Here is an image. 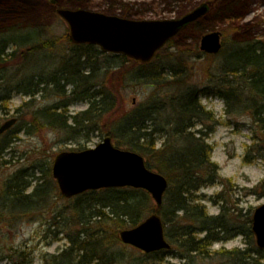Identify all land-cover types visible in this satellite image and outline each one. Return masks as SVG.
<instances>
[{
    "label": "rangeland",
    "instance_id": "374dc122",
    "mask_svg": "<svg viewBox=\"0 0 264 264\" xmlns=\"http://www.w3.org/2000/svg\"><path fill=\"white\" fill-rule=\"evenodd\" d=\"M203 5L208 6V12L174 38L173 45L160 52L156 64L146 67L147 71L162 73L160 90L154 92L150 84L135 80L133 73L138 64L125 63V70L130 71L133 78L124 79L123 72L116 69L106 73V89L114 97L117 107L98 124L99 130L89 136L71 137L59 130L33 127V113L60 102L61 96L51 92V87L33 100L14 92L10 100L0 104V126L17 117V125L22 128L0 158V186L19 169H31L36 163L44 162L51 168L59 153L95 149L108 130L117 127L124 116L152 99L156 92L162 94V103H166L176 93L193 88L194 91H205L200 94L199 103L210 119L192 131H203L207 145L212 147L211 162L219 169L213 184L204 185L195 192V203L203 206L210 216L224 214L231 226L234 224L230 223L247 225L255 210L264 205V121L260 120L264 118V111L256 112L249 98L253 94L240 78L229 77V84L224 88H234L237 98L233 96L227 100L220 95L207 94L205 89L218 86L216 81H221L222 56L232 51L233 44L264 41V0H0V34L14 33L16 38L28 37L40 44L53 42L51 49L42 48L32 55L27 54L31 44H10L5 53H14V58L4 65L9 69L7 73L0 65V76L17 74L19 79L25 72L48 78L47 73L61 69L69 56L70 45L68 26L58 15V10L83 9L131 20L163 21L180 19ZM227 11H231V17L227 16ZM212 32L222 33L223 48L217 55L206 54L200 49L202 37ZM100 59L104 60L101 65L115 68L113 58L100 56ZM71 89L70 86L66 88L68 93ZM88 108V103L77 102L62 113L73 116ZM156 138H159L160 147L167 135L163 133ZM113 143L116 145L114 140ZM56 189L44 211L15 223L0 220V251L11 250L12 255L0 264H46L50 255L61 254L68 248V240L61 233L65 222L59 215L72 207L69 203L72 199L62 197L57 185ZM91 205L96 209V203ZM150 206L151 209L157 206L152 197ZM104 211L109 213L108 209ZM221 237L223 240L212 245L206 258H198L195 264H227L226 252L252 247L249 239L237 232H227ZM117 249L128 259L152 264L136 248L120 243ZM174 254L163 264H191L181 259L178 251Z\"/></svg>",
    "mask_w": 264,
    "mask_h": 264
},
{
    "label": "trees",
    "instance_id": "16d2710c",
    "mask_svg": "<svg viewBox=\"0 0 264 264\" xmlns=\"http://www.w3.org/2000/svg\"><path fill=\"white\" fill-rule=\"evenodd\" d=\"M227 13L231 17V11ZM15 35L0 34V65L4 72L9 70L4 65L14 58V53H5L10 44H31L28 55L42 48H52L53 42L40 44L28 37L16 38ZM69 45V56L61 69L56 73H47L48 78L24 72L18 79L17 74L8 76L7 72H3L4 75L0 76V104L10 100L14 92L33 100L51 87V92L61 96L60 102L33 113V127L59 130L71 137L89 136L99 130L98 124L117 107L114 97L106 89V73L116 69L123 72L124 79L133 78L130 76L135 74L137 82L150 84L154 92L162 88V73L146 70V67L156 64L160 53L152 63L142 65L120 55L103 53L96 46L73 45L70 41ZM171 45L172 41L167 46ZM100 56L113 58L115 68L101 65L104 60ZM222 57L221 81L217 80L218 86L213 89H205L207 94L220 95L227 100L233 96L237 98L234 88H224L229 84V77L240 78L253 94L249 98L256 112L263 113L264 41L233 44L232 51ZM125 63L138 64L139 67L132 74L125 70ZM171 75L174 76L173 73ZM69 86L72 89L68 93L66 88ZM204 92L188 88L162 103V94L158 91L155 93L158 96L154 94L152 99L140 104L120 120L122 123L106 133L117 148L142 155L150 170L167 178L169 188L163 204L151 209L150 194L133 188L104 189L73 198L69 202L72 207L59 215L65 222L61 233L65 234L69 246L61 254L50 255L46 264H140L143 261L128 259L117 249V245L122 243L119 234L124 229L140 225L151 212L158 213L162 218L166 237L172 245L171 250L144 254L145 260L152 264H163L169 255H175V251L179 252L181 259L195 264L198 258H206L212 245L223 240L221 234L227 232L247 237L252 245L244 250L226 252L227 264H264V250L258 249L255 243L251 219L247 225L230 223L234 224L231 226L224 214L210 216L203 206L195 203V192L204 185L213 184L219 171L217 165L211 162L212 147L207 145L203 131H192L198 124L210 119L199 103L200 94ZM77 102L88 103L89 108L73 116L62 113ZM260 120L264 121V118ZM21 129L15 125L1 137L0 158L15 142ZM163 133L167 138L158 147L159 138L156 136ZM56 185L47 163L39 162L31 169H19L0 186V220L15 223L44 211L57 190ZM92 203L97 204L96 209H92ZM10 251H0V261L11 257Z\"/></svg>",
    "mask_w": 264,
    "mask_h": 264
},
{
    "label": "water",
    "instance_id": "95a60500",
    "mask_svg": "<svg viewBox=\"0 0 264 264\" xmlns=\"http://www.w3.org/2000/svg\"><path fill=\"white\" fill-rule=\"evenodd\" d=\"M57 12L68 25L71 43L98 46L104 53L148 64L170 40L208 12V6L203 5L180 19L163 21L129 20L83 9ZM221 37L220 32L203 36L201 51L218 54L222 49ZM16 122L17 119H11L1 125L0 136ZM51 174L66 199L89 191L129 187L147 191L160 207L169 188L167 178L150 170L142 155L115 147L110 136L95 149L59 153L53 161ZM252 233L257 247L264 250V205L253 214ZM119 237L123 244L146 254L171 249L158 213L135 228L121 231Z\"/></svg>",
    "mask_w": 264,
    "mask_h": 264
}]
</instances>
